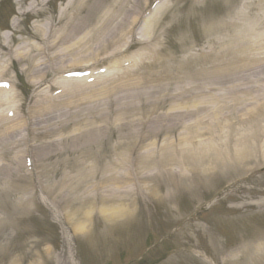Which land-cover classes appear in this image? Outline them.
<instances>
[{"label":"bare ground","instance_id":"obj_1","mask_svg":"<svg viewBox=\"0 0 264 264\" xmlns=\"http://www.w3.org/2000/svg\"><path fill=\"white\" fill-rule=\"evenodd\" d=\"M23 1L17 0L18 4H22ZM133 2L137 4L131 8L130 3ZM45 4L46 2L43 0L32 2L24 11H19V14L32 13L39 16L44 11L39 5L44 6ZM142 4L143 0H72L60 10L57 18L51 17L42 23H35L33 25L34 34L31 37L38 40L39 44L31 42L16 51L18 60L27 63V68L23 72L26 74L28 82L33 85L40 84L50 72L56 73V75L60 72H70L80 62L87 67H95L104 63L120 64L121 52L111 56L104 55L109 52L110 48L118 47L119 39L125 34L134 36L142 12L141 8H136L137 5L142 6ZM165 5L164 3L159 9L157 8L146 21L142 28L144 33L150 36L152 30L158 29L156 16ZM261 8L264 9V3L261 4ZM103 12L106 13L103 15ZM119 18L121 19L118 20ZM114 22L117 26L114 25ZM160 26L159 23V28ZM13 27L18 29V25L15 23ZM226 29H231L232 33L231 37L223 42V46L228 52L216 56L215 62L208 69L214 73L211 79L203 81L201 85L186 88L188 91L186 99L182 92V88H184L182 78H177L176 82L180 87L179 94L181 95L179 97L172 96L167 88L170 87L174 79L171 68L168 67L161 72L151 71L156 67V64L148 63L146 59L156 56L160 51L149 46L144 47L148 53L140 54V63L137 60L133 61L138 69L143 67L148 71L142 75H136L135 70L123 71V78L129 79L130 76L135 75L136 78L134 81L124 84L123 98L120 97L117 102L114 101V94L109 92V88L106 86L90 90L82 81H59L62 82V93L66 94V97L47 104V95L42 91L46 96L36 102L38 107L30 111L25 124L19 128L18 125L16 127L9 126L5 123L6 121L1 120L6 109L3 107H8L9 103L5 99L8 98L6 96L8 91L0 89V160L6 162L0 170L8 172V178L10 176L11 180L8 181L6 178L5 181L4 179L3 186L0 185V191L8 188L5 194L6 198L10 194H18L15 208L22 209L19 217H25L31 212L34 198L32 192H21L24 187L22 189L15 187L12 190L6 187L14 179L11 177L12 175L21 176L15 175L20 171L19 166L15 171L11 170L15 167L14 159L17 163H19V159L9 156L14 147L20 146V142L23 144L31 141L33 143L40 142L39 145L32 148V153L37 151L35 157H38L40 164L39 183L41 189L45 195L51 197L53 194H58L64 199V209L69 210L66 219L73 227L77 226L79 229H81V224L84 227L89 220L87 208L94 209L98 206L99 209L102 205V212L107 214L108 220L112 221L130 217L136 213L138 208L134 209L132 203L127 204L126 207H120L128 196L133 195L131 190H126L122 194L118 190L122 189L119 184L124 183L120 169L125 161L141 159L140 168L145 169L142 174L144 192L152 198L161 200L162 205H170L181 191L190 190L193 192L197 187L203 188V184L212 185L215 182L216 174L221 170L244 174L246 168L250 166L249 164H258L264 157V112L262 111L263 107L259 108L261 107L259 106L260 101H256L258 97L253 96L255 93H262L261 99L264 101V88L262 90L257 88L264 84V80L260 78V75L264 74V57L252 58L249 55L252 52L264 54V13L252 22L236 20L217 26L215 31L220 32ZM77 36L78 38H76ZM141 41L146 40L141 39ZM94 42L97 43L96 48L93 46ZM151 42L154 41L151 40ZM2 43L0 59L10 54L9 39L4 38ZM158 43L160 42L158 41ZM60 45L64 47L59 49ZM43 47L51 51L52 57H49L46 62L48 64L39 63L38 59L36 61L35 56L31 55L34 52L38 57V54L43 52ZM78 48L86 49L82 51L84 54L74 52ZM149 53L150 55L146 58ZM1 62L3 61L0 60V64ZM54 62L56 65L53 64ZM155 62L167 63L164 59H158ZM6 63L7 61L3 65ZM6 71V66L0 68V79L7 74ZM59 88L61 89V87ZM190 89L200 93H191ZM105 90L106 94L101 98L100 93ZM221 90L232 95L231 101L230 97H225L227 94H220ZM80 93L85 98L81 96L78 98ZM86 97L96 100L86 105L88 103ZM199 97L204 98L199 99ZM210 99L215 103L208 101ZM123 100L126 103L125 109L123 105H120V103L123 104ZM171 100L172 102L178 100L179 106L174 108L170 106L166 109V104ZM220 100L223 101V106L222 102L219 103ZM58 105L59 107L55 110ZM60 107L67 110L65 112L58 110ZM220 107L227 108L230 112L220 115ZM49 108L54 111H50ZM163 109L164 112H162ZM157 111L161 114L155 116ZM135 112L139 113L138 124L141 126V131L137 133L130 131L135 121L130 120V116ZM236 114L240 115V130L234 128L233 119H231L233 116H237ZM17 115L16 113L11 116L10 121L17 122ZM200 121L209 124L202 128L201 134H195L196 137L193 136L192 140L187 136L181 137L179 140L181 150L174 151V146L168 144L171 152L163 155L158 154L159 160L156 164L159 166V171L162 172L163 169L167 170L168 168L172 171L174 167H177L180 170V178L178 180L170 178L166 180V184H148L149 186H147V182L153 181L146 172L152 166L147 167L144 164H147L148 160L153 157V149H149L140 157L137 156L138 158H134L131 153L139 149L141 144L146 145L148 140H142L147 137L152 140L164 135L169 139V136L175 132V128H186L188 131ZM115 129L118 130V136L113 143L110 133ZM137 134L145 135L140 137L137 142ZM133 138L136 140L132 141ZM169 141L172 143L170 139ZM123 150V153L127 155L120 152ZM89 161L91 163L87 166ZM68 168L71 172H76L73 177L71 173L67 174ZM99 169L103 171V180L95 186L98 188L101 183L106 184V188L103 186L106 190L105 197L100 196V199L94 202L82 200L80 191L84 185L87 186L93 181L92 179ZM57 176L60 179L56 182ZM199 176H208L209 179L200 182ZM48 181L50 182L47 183ZM162 185L170 187L164 195L160 194ZM247 205L264 209V199L249 201ZM6 210L7 204L4 207L0 202V211ZM3 224V219L0 217V225ZM2 247H0V251L3 249ZM240 252V257H249L250 261L247 264H264V238L257 237L251 244L244 245L239 252H234L230 256H237Z\"/></svg>","mask_w":264,"mask_h":264},{"label":"rangeland","instance_id":"obj_2","mask_svg":"<svg viewBox=\"0 0 264 264\" xmlns=\"http://www.w3.org/2000/svg\"><path fill=\"white\" fill-rule=\"evenodd\" d=\"M28 1L29 0H24V4L19 5L16 0H0V37L3 35L6 37L12 36V41L10 44L11 54L25 47L26 45H28V43H39L37 40L31 39V34H34L33 25L35 23H42L51 17L57 18L59 15V11L63 9L64 6L71 0L50 1V3L45 6V11L42 14H39L38 17H35L32 14H28L26 16L18 15L19 7L26 9L29 5ZM162 1H165L167 5L157 13L156 22L158 24V29L152 30V34L149 36L144 33L143 30L140 28L143 27V25H141V21L135 29V33L138 37L142 38L143 40L148 39L147 42H150L149 44L153 47V49L155 47V49L157 48L160 51L159 54L154 57L151 56L147 58L149 55L146 56V62H154L156 64V67L151 69V71L156 70V72H161L165 71L168 67L171 68L172 77L174 79L170 87L167 88L170 94H172V96L174 97H179L181 95L179 94V84H176V82L178 81L177 78H182L181 80L184 86V88H182V92H184V99L187 98L186 92L188 91L186 90V88H189V86L195 87V85L198 84L201 85L203 81H207L208 79H211L213 77V71L210 72L208 69L215 62V58L217 55H223L228 52V50L223 46V42L231 37V29H226L217 32L215 31L217 26H220L225 23H230L236 20H239L240 22H252L254 19L261 17V15L264 13V9L261 8V4L264 3L263 0ZM150 2H152V0H148V3ZM136 4L137 3L135 2L130 3L131 8ZM138 8H141L142 12L145 10L146 14H148L150 10V8H146L144 4H142V6L137 5L136 9ZM106 12H103V15ZM121 18H119L118 20H120ZM240 18H242V20H240ZM14 22H18V30H13L12 25ZM159 23L161 25L160 28ZM114 25L117 26L116 22H114ZM4 27L11 32L4 31ZM76 38H78V36ZM119 40V46H114L113 48H110L109 52L106 53L104 56H111L115 55L117 52H121L122 57H124V59L128 58L129 60H138L137 52L140 50V46L144 47L143 44L137 41L135 42V45L133 47L127 49L128 44H126V42L130 41L129 36L127 37L125 34ZM151 40H153L154 42L152 43ZM158 41L160 43H158ZM1 44L2 41L0 40V45ZM93 46L96 48L97 43L94 42ZM63 47L64 46L60 45L59 49ZM85 50L86 49L78 48L74 52L84 54L82 53V51ZM31 55L35 56L34 59L37 61L36 53L33 52ZM249 56L252 58H263L264 54H255L254 52H252ZM98 57H100V55H98ZM5 59L6 58H1L0 60L5 61ZM158 59H164L167 63L160 64V62H155V60L158 61ZM38 61L39 63H43L44 61H46V59L41 56ZM2 64L3 63L1 62L0 68H2ZM53 64L56 65L55 62ZM83 64L84 63L81 64L80 62L75 66L74 69H85L86 67H82ZM5 65L8 66L6 71L7 74L1 78L9 79L15 83V91L11 92L9 101L11 102L13 108L18 109L19 115L26 114L27 117L30 115V111L32 109H36L38 107L36 103L38 97L49 95L53 89L58 87L56 86V84H54V86H51V88L47 91L48 85L53 81H60L61 76H64L63 73H59L56 75V73L54 74L53 72H50L43 82L37 85H32L28 82L26 74L21 72V69H26V63L23 62V64H19L16 60L13 59L11 61H8V63ZM127 68H129L130 71L135 70L136 75H142L143 73H145V71H148L147 68L140 67L138 69L137 66H130ZM117 70L120 69L113 68L109 70V73L115 72ZM121 73L122 71H120V74ZM136 75L132 77L130 76L129 79H125L120 75L118 78L112 79L108 84L104 85L106 86V88H109V92L114 94L113 98L115 102H117L120 97L123 98V88L125 87L124 84L126 82H129L130 80L134 81ZM59 85L62 86L61 83H59ZM98 87L102 86L97 84L93 86L90 85L89 89L91 90L92 88ZM42 90L44 91V93H46V95L42 92ZM190 92L195 94L200 93L199 91L191 89ZM62 94L63 93L55 96V98L50 97L46 103L49 104V102H52L54 100L56 101L59 99H64L66 97V94ZM100 94V97L102 98L106 94V90L102 91ZM220 94H227L225 95V97H230L231 101L232 95H230L229 93H226L225 91L221 90ZM80 96L85 98V96H82L81 93L78 95V98H80ZM253 97H258L260 99L261 93H256ZM200 98L204 97H199V99ZM86 99L88 101L86 105L96 100L89 97H86ZM208 101H212L213 103H215V101L212 99ZM171 102H168L166 104V109L170 106H172L173 108L179 106L178 100H175L172 103ZM221 102L223 106V101L220 100L219 103ZM120 105H123V108L125 109L126 103L124 100L123 104L120 103ZM58 107L59 105L56 106L55 110ZM114 107L117 106L114 105ZM49 110L54 111V109L52 108H49ZM58 110H64L65 112L67 109L65 110L64 107H60ZM226 110L227 108L220 107L219 113L224 114ZM164 111L165 110L163 109L162 112ZM159 114H161V112L157 111L155 116H158ZM238 116L240 115L233 116L231 118L233 119L232 122L235 124L236 129H239V120H237ZM138 117L139 113L135 112L132 116H130L131 119L129 118L130 120H135L133 126L130 129V131H133L135 133L141 131V126L138 124ZM197 123L198 124H196V126L188 130L189 132L186 128H175V132L169 136V139L172 141V143L169 141L168 137L164 135H162L160 138L152 140H149L147 137V139L142 140H148L146 142V145L137 150H134L132 152V156H138V152L141 154L147 153V151L151 149V145L153 146V152L155 151L154 155L156 158L157 154L161 151L162 153L171 152V150L169 149L170 146H168V144L174 146V151H176L177 149H181V143L179 142L181 137L187 136L188 138H190V140H192L193 136L196 137L195 134H201L203 131L202 128L209 124L208 122L204 123L203 121ZM124 132L126 133V131ZM110 134L112 135L113 143H115V140L118 136V130L115 129L111 131ZM144 135L145 134H137V142L140 137ZM136 139L133 138L132 141H135ZM39 144L40 142L37 143V145ZM120 152H124V150ZM9 156L10 158L13 157L12 151H10ZM90 163L91 161L87 162V166ZM148 163L152 165L153 169L148 172V174L154 175L155 173H157L158 166L156 165V161L151 163V161L148 160ZM4 164H6V162L0 160V168H2ZM144 165L147 166V164ZM14 166L15 167H13L11 170L15 171V169H17V166H19L20 171L15 175L21 176L15 177L12 175L11 177L14 179L12 180V182L9 183L10 185H7L6 187H9L11 190L15 187H18L20 189L24 187L21 192H27L26 189L30 190L29 188L32 187L33 183L35 185V191L38 192V198L33 205L34 209L31 214H29V218L24 217L25 219H18L17 217L19 216V213L22 210L20 208H15L17 206L16 199H18V194L13 193L10 194L8 198H6L5 194L7 193L8 188L7 190L5 189L0 191L1 204L4 207L7 204V210L0 211V217L3 219L4 222L3 225H0V247L3 246V249L0 251V264H74L72 260V252L75 256L74 258L77 264H104L103 260H105L106 257H118L115 254V251L117 246L116 241L119 237L115 233L117 231V229L115 228H121V223H135V221H137V218L140 216L139 212L141 211L143 213L142 222L145 224V226L150 225V228L152 229L150 232L154 239L162 235L161 233L165 231L164 229H166V227L170 229V227L173 226V224H170V218L177 220L175 221L174 225H178L181 223L179 226L182 227L187 222L189 225H191H184L186 227L180 229V231L174 236V239H179L178 241L182 242V244L177 247L174 246L173 250L170 249L167 251L169 264H229V262H231L232 260V257L229 255L228 252L229 243H232L231 246H233L237 244L239 240L241 241L242 238L240 237L244 238V235H246L249 236L247 237V239H249L253 237V234L257 229L264 230V222L261 221L262 218L264 219L263 212L257 214L256 212L251 211L253 214L252 216L256 217V219L253 220V222H255L254 224H251L250 222L237 221L227 223L222 218H216L214 220L212 218H209L210 214H206L205 216L204 214L200 213L197 215H194V213L192 215L190 214L191 210L193 209L192 205H195L196 207L199 201H204V203H207L206 205L204 204L203 207L207 205H212V203L214 204L215 202H211L210 200L214 199V197L218 194H225L226 192H223V190L226 187H232L233 185L240 187L239 185L242 181L249 182L254 185L255 179H250V177H247V175L245 177L242 175L239 176V174L229 176L228 174L222 171L221 174L217 176L216 182L213 184V186L206 190L207 192L205 191L204 193H202L204 191L202 190V192L197 196H192L188 194L190 195L193 202L190 200L185 201L182 198V194H184V192H182V196L177 197L176 200L173 202V207L176 208L178 211H175L173 216L171 217L167 215L170 218H166V214L161 213V211L157 213L156 210L159 211L160 207L156 205L152 197L145 195L144 193L140 197H137L135 195L128 196L124 204L120 206L126 207L127 204L132 203V207H135L134 209L138 208L136 213L132 217L115 220L109 222V224L106 223L107 221L104 219L102 214V216H99L98 211H100L101 208H99V210L97 209V207L95 209L87 208L86 210L89 214V220L86 225H84L83 223L84 227H82L81 224V229H79L77 226L72 227L71 224L66 225L67 223L63 221L62 215H67L69 210L66 208L65 210H63L64 199L60 197V195L58 196V194H53V196L51 197L48 195V198L46 195L44 196L40 191L39 186L36 182L37 177L40 173L39 168L35 170V173H32V171H30V175L27 173L26 169H29L31 167L27 168L26 166L25 168L22 161L18 164H14ZM95 168L97 169V167ZM66 171L67 174L71 173L72 177L76 174V172H71L69 168ZM7 173L0 170V185L2 186L4 183V179L6 181L7 178L8 181H11L10 176L8 178ZM102 173L103 171H101L100 169L97 170V174L95 173L94 178L92 179L93 181H91L87 186H83L82 190L80 191L82 200H90L93 202L95 200H99L100 196L102 197V195H105L106 184L103 185V183H101L98 188L95 186V184L102 182ZM35 174H38L37 177H33ZM122 174L125 178V174ZM154 178L155 179L151 181V183H147V186L158 183L164 184L166 181L165 175L156 176ZM59 179L60 177L57 176L56 182ZM49 182L50 181H48L47 183ZM103 186L105 188H103ZM262 187L264 188V185H262ZM126 190H128V187L123 189V192ZM41 200L44 201L46 204H43ZM151 201L153 203H151ZM216 201H219L221 203L220 205L223 208H226L224 211L231 207V203H229L228 200L224 201L222 198ZM114 206L116 207V205ZM55 212L62 219V223L61 221H59V219L55 218ZM216 212L217 213H215V215L221 214L223 211L219 208V210ZM198 217L201 218L202 221L196 220V218ZM257 218H259L260 220H258ZM211 220H213L214 225L216 227H220V229L225 226L227 227L225 229L216 231L213 228L210 229L212 225L208 224V222ZM154 222L160 223L163 230L161 231L159 226V229H157V225H155ZM68 226L70 227V229ZM64 229L71 232L73 246L70 245L71 242L68 239L69 233H67V231ZM74 231L75 233L72 234ZM120 231L125 232V226H123ZM192 232L197 233L195 237L191 236ZM242 233L244 235H241ZM133 234L137 235L136 232H134ZM211 234L216 236L215 241L211 239ZM134 235L133 237L136 238V236ZM190 237H192L191 240H189ZM197 240L199 242L198 244H196ZM154 254L155 253L149 255L151 257H154ZM201 254H204L205 257L201 256ZM240 256L241 255L235 257L237 258V261H240L242 264H246V257ZM117 259H115L116 264H130L129 262L120 263ZM166 262L163 264H166Z\"/></svg>","mask_w":264,"mask_h":264}]
</instances>
